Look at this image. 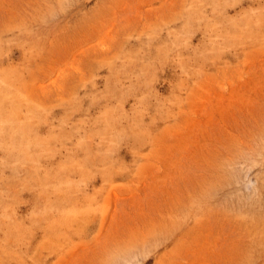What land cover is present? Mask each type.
Returning <instances> with one entry per match:
<instances>
[{
	"label": "rangeland",
	"instance_id": "obj_1",
	"mask_svg": "<svg viewBox=\"0 0 264 264\" xmlns=\"http://www.w3.org/2000/svg\"><path fill=\"white\" fill-rule=\"evenodd\" d=\"M0 264H264V0H0Z\"/></svg>",
	"mask_w": 264,
	"mask_h": 264
}]
</instances>
